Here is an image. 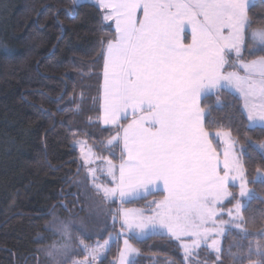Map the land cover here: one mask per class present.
<instances>
[{
	"label": "snow or ice",
	"instance_id": "1",
	"mask_svg": "<svg viewBox=\"0 0 264 264\" xmlns=\"http://www.w3.org/2000/svg\"><path fill=\"white\" fill-rule=\"evenodd\" d=\"M79 3L71 0L69 12ZM96 5L112 29L100 42L98 116L112 134L103 144L108 156L85 144L81 167L103 203L123 205L159 194L145 209L110 210L113 227L120 224L117 236L123 237L114 264H135L139 250L130 241L146 232L180 242L187 259L205 245L222 264L212 237L223 231L218 221L224 223L223 206L233 201L228 215L250 235L241 215L250 181L241 159L245 149L230 128L213 131L208 101L214 97L220 107L222 93L233 95L240 118L264 130V22L253 26L257 0H96ZM256 147L264 152V142ZM256 172L264 179L260 168ZM49 230L71 238L64 221ZM88 238L78 241L82 258L72 264H103L111 233L95 244L85 243ZM68 250L67 243H54L45 251L58 264ZM255 254L264 257V245L257 242Z\"/></svg>",
	"mask_w": 264,
	"mask_h": 264
},
{
	"label": "trees",
	"instance_id": "2",
	"mask_svg": "<svg viewBox=\"0 0 264 264\" xmlns=\"http://www.w3.org/2000/svg\"><path fill=\"white\" fill-rule=\"evenodd\" d=\"M73 7L71 0H0V264H55L45 251L54 243L69 245L61 263L69 264L81 256L80 239H106L118 227L110 210L115 212L119 202L103 203L91 190L74 144L84 138L98 155H109L103 144L112 133L97 121V102L100 42L112 29L102 22L96 4L83 0L69 12ZM254 13L256 27L264 22L260 0ZM221 100L220 107L214 97L208 101L213 105L208 119L213 131L230 128L245 149L241 159L255 195L242 210L250 235L228 230L220 258L222 264H255L264 261L255 254L257 242L264 245V180L256 172L264 173V154L256 147L264 142V130L240 118L233 95L224 92ZM232 189L237 193V187ZM158 197L122 206L142 207ZM59 221L70 225V239L49 230ZM131 241L140 253L135 264H187L180 243L167 235ZM118 251L114 243L103 264H114ZM198 257L216 261L206 247Z\"/></svg>",
	"mask_w": 264,
	"mask_h": 264
},
{
	"label": "rangeland",
	"instance_id": "3",
	"mask_svg": "<svg viewBox=\"0 0 264 264\" xmlns=\"http://www.w3.org/2000/svg\"><path fill=\"white\" fill-rule=\"evenodd\" d=\"M85 1H89V2H92V3H94V4H96V0H85ZM80 2H82L81 0H80ZM98 81H100V85H99V96H100V91H101V85H102V82H103V76H102V72L100 73V78H99V80ZM99 104H100V100H98V102H97V106H99ZM97 121L98 122H100L98 119H97ZM100 124L103 126V127H108V126H105L102 122H100ZM257 126H259V125H257ZM78 141H83L84 142V144H81V143H77ZM74 144H75V147L77 148V151H78V153H79V158H80V160H81V162H82V159H81V153H82V150H87L86 148H85V144L87 145V147H91V148H93L84 138H78L77 140H75L74 141ZM238 147H239V145H238ZM93 151H94V149H93ZM263 154H264V152H263ZM85 170V169H84ZM86 173V172H85ZM263 173V172H262ZM261 180H264V179H261ZM248 188L250 189V195L248 196V197H245L243 200H242V209H241V215H242V210H243V208L245 207V204H246V202L253 196V195H255V192H254V190L249 186V184H248ZM232 191H233V189H232ZM234 192V191H233ZM239 193V188L237 187V194ZM142 197H144V196H142ZM239 198V197H238ZM137 199H139V198H137ZM153 199H159V197L158 198H152L151 200H153ZM135 200V199H134ZM151 200H149V201H151ZM118 202H119V200H117ZM148 201V202H149ZM227 203V202H226ZM224 204V213H223V215H222V217L220 218L222 221H224V223L221 225V224H219V221H218V227H222L223 228V231L221 232V233H219V234H214L213 235V237H212V239H215V240H217L218 241V246H219V248H220V251H221V247H222V241H223V237H224V235L226 234V232L228 231V230H230V229H237L236 227H235V223L236 222H238V221H236V222H233V219H232V217H230L229 215H228V209H233L234 210V204H235V202L234 203H232V204ZM119 205H120V202H119ZM120 208H124V209H145V206H142V207H136V206H132V207H126V206H122V205H120L119 206ZM118 227H117V230L115 231V232H112L111 233V235H112V239H111V241H110V244H109V249H110V247L114 244V243H117L118 244V246H119V250L123 247V237H118L117 236V234L119 233V231H120V224L118 223V225H117ZM242 227H243V224H242ZM239 230V229H238ZM154 234H156V233H153V232H146L143 236H138V237H136V238H138V239H145V238H147V237H149V236H151V235H154ZM160 235H163V234H160ZM109 238V236L106 238V239H108ZM96 241L97 240H94V241H90V242H87V241H85V243H87V244H95L96 243ZM101 242H103V240H100ZM131 243H132V241H130ZM212 241H211V239L208 241V243L210 244ZM180 243V242H179ZM133 244V243H132ZM134 245V244H133ZM134 247H135V245H134ZM202 247H206V248H208L207 246H205V245H201L200 246V248L199 249H197V252L202 248ZM136 248V247H135ZM48 249V248H47ZM209 250H210V252H212V253H214L215 255H216V253L212 250V249H210V248H208ZM183 250V249H182ZM109 251V250H108ZM108 251L105 253V255L102 257V260L106 257V255H107V253H108ZM183 254H184V252H183ZM118 255H119V251H118ZM118 255H117V258L115 259V262L118 260ZM67 256H69L68 255V252H67V254L66 255H61V256H58L57 257V261H58V264H61V263H64V261L68 258ZM139 256H140V253L138 252V254L137 255H135V257L133 258L134 259V262L139 258ZM184 257H185V255H184ZM82 258V256H80V257H77V258H74L73 260H77V259H81ZM73 260L69 263V264H72V262H73ZM185 260H186V263L187 264H197V262H198V264H217V260L216 261H214V262H209V261H204V260H202V259H200L199 257H198V255H193L192 256V258L191 259H187L186 257H185ZM55 264H56V262H55Z\"/></svg>",
	"mask_w": 264,
	"mask_h": 264
},
{
	"label": "crops",
	"instance_id": "4",
	"mask_svg": "<svg viewBox=\"0 0 264 264\" xmlns=\"http://www.w3.org/2000/svg\"><path fill=\"white\" fill-rule=\"evenodd\" d=\"M81 1H83V0H81ZM85 1V0H84Z\"/></svg>",
	"mask_w": 264,
	"mask_h": 264
},
{
	"label": "water",
	"instance_id": "5",
	"mask_svg": "<svg viewBox=\"0 0 264 264\" xmlns=\"http://www.w3.org/2000/svg\"><path fill=\"white\" fill-rule=\"evenodd\" d=\"M121 205V204H120ZM120 232V231H119Z\"/></svg>",
	"mask_w": 264,
	"mask_h": 264
}]
</instances>
